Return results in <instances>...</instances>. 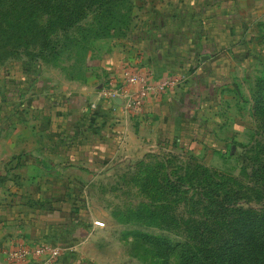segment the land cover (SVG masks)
<instances>
[{"label":"crops","instance_id":"0c3cea01","mask_svg":"<svg viewBox=\"0 0 264 264\" xmlns=\"http://www.w3.org/2000/svg\"><path fill=\"white\" fill-rule=\"evenodd\" d=\"M263 14L264 0H135L129 34L88 61L82 78L15 96L18 114L14 128L2 129L0 162L12 161L19 189H0V264H10L4 250L19 236L60 244L54 264H110L112 258L94 250L98 217L72 185L84 182V169L101 166L104 152L112 159L166 142L188 148L200 134L215 136L211 124L225 114L212 116L231 98V60L248 53L255 31L247 27ZM123 62L182 79L165 93H149L143 113L128 115L100 94ZM22 108L29 114L22 117Z\"/></svg>","mask_w":264,"mask_h":264},{"label":"rangeland","instance_id":"374dc122","mask_svg":"<svg viewBox=\"0 0 264 264\" xmlns=\"http://www.w3.org/2000/svg\"><path fill=\"white\" fill-rule=\"evenodd\" d=\"M134 5L135 0L118 1L114 19L126 17L129 11L133 14ZM18 8L19 5L12 6L10 2L2 4V0L0 1L1 146L4 125L7 124L8 129L14 128V118L18 114L16 106L11 103L15 96H22L27 88L44 87L49 82L54 89L64 80L82 78L89 66L88 61L102 50L109 49V44L115 39L129 34L134 16H127L129 22L126 29L120 26L104 35H96L97 20L106 19L108 15L98 17L95 12H91L69 27V32L63 33L56 50L46 55L45 52H37V42L18 44L21 38L8 39L9 25L5 19L15 14ZM5 15L7 17L4 19ZM46 20L39 17L36 21L44 25ZM247 28L255 33L249 36L248 53L233 56L231 60L232 87L228 94L231 98L218 103L219 113L215 112L212 116L214 118L218 115L221 118L225 114L223 122L213 121L211 124L215 136L209 135L204 140L203 134H200L193 141L192 148L172 149L169 147L170 143L166 142L152 150L134 153L122 151L112 159L108 157V152H104L101 166L84 169L81 173L84 182L72 185V191L82 193L85 205L104 223L96 225L95 218L92 219L93 225L98 228L94 250L100 256L112 258L110 264H158V257L152 258L153 251L149 243L131 233L134 229L143 232L162 231V227L148 217L146 205L139 209L141 216L137 219L134 217L135 206L151 196L148 193V177L159 176L163 171L177 170L179 163L187 160L190 153L205 162L207 167L222 171L224 177L239 176L242 166L252 162V157L257 156L264 143L260 124L264 121V116L254 111L255 92L260 84L259 80L264 78V14L256 25L250 23ZM29 112L22 108L20 115L23 117ZM11 162L3 167L0 162L1 190L2 186L7 190L16 186V190L19 189L15 166ZM251 204L263 205L264 199L252 200ZM171 210L179 214L180 208L173 207ZM168 260L169 264H177L176 254L170 253Z\"/></svg>","mask_w":264,"mask_h":264},{"label":"trees","instance_id":"16d2710c","mask_svg":"<svg viewBox=\"0 0 264 264\" xmlns=\"http://www.w3.org/2000/svg\"><path fill=\"white\" fill-rule=\"evenodd\" d=\"M118 1L2 0V4L19 5L12 17H3L9 25L8 39L21 38L18 44L37 42V52L48 55L56 50L63 33L91 12L108 15L97 20L96 35L115 27L126 29L127 16L133 14L129 11L126 17L114 19ZM39 17L47 19L44 25L36 21ZM259 81L254 111L264 116V78ZM260 124L264 141V121ZM186 159L177 170L148 177L151 196L135 206L136 219L146 205L148 217L162 231L134 229L131 233L149 243L158 264H169L170 253L176 254L177 264H264V204H251L264 199V143L239 176L224 177L192 153ZM173 207L180 208L179 214Z\"/></svg>","mask_w":264,"mask_h":264},{"label":"built area","instance_id":"2783aa9c","mask_svg":"<svg viewBox=\"0 0 264 264\" xmlns=\"http://www.w3.org/2000/svg\"><path fill=\"white\" fill-rule=\"evenodd\" d=\"M119 69V75L107 76L100 94L107 102L119 103L128 115L143 113L145 98L149 93H165L182 79V75L177 73L155 77L151 69L130 62L121 63ZM90 109H96L95 102H90ZM94 224L104 223L95 219ZM4 252L10 264H54L62 254L63 247L54 241H34L19 236Z\"/></svg>","mask_w":264,"mask_h":264}]
</instances>
